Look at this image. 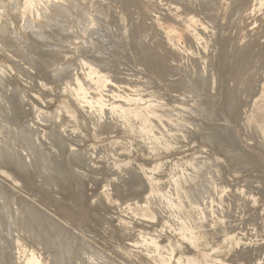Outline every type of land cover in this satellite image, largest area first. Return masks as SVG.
Returning <instances> with one entry per match:
<instances>
[{"label": "rangeland", "instance_id": "rangeland-1", "mask_svg": "<svg viewBox=\"0 0 264 264\" xmlns=\"http://www.w3.org/2000/svg\"><path fill=\"white\" fill-rule=\"evenodd\" d=\"M71 3L38 40L16 20L39 1L8 5L27 43L0 42L17 153L0 161V264H55L82 240L105 263L264 264V0ZM17 212L38 227L25 251Z\"/></svg>", "mask_w": 264, "mask_h": 264}, {"label": "bare ground", "instance_id": "bare-ground-1", "mask_svg": "<svg viewBox=\"0 0 264 264\" xmlns=\"http://www.w3.org/2000/svg\"><path fill=\"white\" fill-rule=\"evenodd\" d=\"M11 0H0V16L1 17H3V15H2V12H3V14H4V17H5V24H4V26H0V42L1 43H3L4 44V46H10L11 44L12 45H15V44H17L19 41H22V42H24V46H25V44L27 43V40L25 39V37H24V41H23V37L21 36V37H16L15 36V34L17 33H15V31H16V26H15V22L10 18V16H9V10L10 9H8V5H9V2H10ZM24 1V0H23ZM39 1V3H40V6L38 7V8H30V7H25L24 8V10H23V13L21 14L22 16L19 18L20 19V21H17L16 20V22L18 23L19 22V27L23 30V32H26V33H31V32H34V36H35V38H36V40H38V39H41V38H44L45 36H46V28H48L49 29V27L51 28V27H53V26H55L54 24H55V22L58 20V19H60L62 16H67L69 13H71L70 11H71V9H72V3H71V0H64L65 2H64V4L63 5H60V1L61 0H55V1H52V0H38ZM72 1H75V0H72ZM181 1V0H180ZM54 2H56V4L55 5H51V3H54ZM84 2V1H83ZM14 3H16V2H14ZM18 3V2H17ZM16 3V4H17ZM73 3H75V2H73ZM79 3V2H78ZM15 4V5H16ZM22 4V3H21ZM30 4H31V2H30ZM80 4V3H79ZM176 4V3H175ZM76 5H78V4H76ZM180 5V4H179ZM22 6H23V4H22ZM21 6V7H22ZM81 6V5H80ZM11 7H13V6H11ZM55 8V9H53V8ZM75 7V6H74ZM187 7V6H186ZM98 8V7H97ZM96 8V9H97ZM20 9V8H19ZM35 9V10H34ZM75 10L77 9V8H74ZM100 9H101V7H100ZM106 9V8H105ZM13 10H15V7H14V9ZM74 10V11H75ZM79 10V9H78ZM21 11V10H20ZM20 13V12H19ZM77 13V12H76ZM13 15H15V14H13ZM19 16H20V14H18ZM72 15V14H71ZM77 15V14H76ZM111 15V14H110ZM113 15V14H112ZM17 16V15H16ZM70 16V15H69ZM75 16V15H74ZM114 16V15H113ZM64 17H63V19H64ZM71 17V16H70ZM111 17V16H110ZM13 18H15V17H13ZM66 18V17H65ZM105 18V17H104ZM3 19V18H2ZM67 19H71V18H68V16H67ZM77 19V18H76ZM61 20V19H60ZM3 21V20H2ZM80 21V20H79ZM83 22V21H82ZM81 22V23H82ZM63 23V22H62ZM59 25V24H58ZM81 25V24H80ZM89 25V24H88ZM57 27V26H56ZM91 27V26H90ZM87 29V28H86ZM134 36V35H133ZM34 38V37H33ZM131 38V37H130ZM133 39V38H132ZM143 40V39H142ZM142 43V42H141ZM153 43V42H152ZM2 45V44H1ZM20 45V44H19ZM141 45V44H140ZM3 46V45H2ZM133 46V45H132ZM136 46H137V44H136ZM139 46V45H138ZM19 47V46H18ZM23 47V46H22ZM137 48V47H136ZM141 48H143V47H141ZM25 49V48H24ZM252 49V48H251ZM22 51V50H21ZM249 52V51H248ZM247 52V53H248ZM16 53V52H15ZM23 53V52H22ZM175 53V52H174ZM248 56V55H247ZM27 58H29V57H27ZM183 58V57H182ZM29 60L31 61V59L29 58ZM170 60H171V58H170ZM188 60V59H187ZM27 62H28V60H26ZM179 61V60H178ZM184 61V60H183ZM60 62V61H59ZM172 63V62H171ZM60 64V63H59ZM59 64H53V65H50L49 67H50V71H51V73H52V75L53 76H55L54 78H56V77H59L60 76V74L62 73V71H63V69L61 68V66H62V64H61V66L59 65ZM42 65V64H41ZM251 65V64H250ZM39 66V65H38ZM42 66H44V65H42ZM181 67V66H180ZM67 68V67H66ZM186 68V67H185ZM257 68V67H256ZM36 69V68H35ZM42 69V68H41ZM191 69V68H190ZM43 70V69H42ZM1 73V72H0ZM63 74V73H62ZM258 73H256V75H257ZM243 75V74H242ZM62 76V75H61ZM254 78V77H253ZM199 80V79H198ZM202 80V79H201ZM208 82V81H207ZM185 84V83H184ZM196 84V83H195ZM193 85V84H192ZM201 85V84H200ZM186 87H187V85H186ZM241 93V92H240ZM93 96V95H92ZM237 96V95H236ZM241 96V95H240ZM206 104V103H205ZM1 109V108H0ZM1 117V116H0ZM2 119V118H1ZM101 119H103V118H101ZM98 121V120H97ZM105 123H106V121H105ZM0 124H1V122H0ZM7 125V124H6ZM111 125V124H110ZM0 126H3V125H0ZM160 127V126H159ZM7 126H6V128H1L0 129V161H1V163H2V161H5V163H6V161H8V160H12V158H14V159H17V156H15V154H17L16 152L15 153H13L12 151H10V150H5L4 148L5 147H1L2 146V141H1V139L3 138V136L8 132V130H7ZM140 128H143V127H141V125L140 126H138V128H137V130H140ZM163 128V127H162ZM175 128V127H174ZM164 130V129H163ZM172 130V129H171ZM175 131V130H174ZM54 133V132H53ZM52 134V133H51ZM57 135V134H56ZM7 136V135H6ZM54 136V135H53ZM175 136V135H174ZM201 136V135H200ZM2 137V138H1ZM205 137V136H204ZM54 138V137H53ZM15 143V142H14ZM26 145V144H25ZM8 147H10V149H11V147H13V146H8ZM26 147H28L27 145H26ZM25 146H24V153H25V155H24V158H27L28 156H29V154L31 153V151H28V148H26ZM14 148V147H13ZM6 149H7V147H6ZM30 149H31V147H30ZM21 151V150H20ZM62 151V150H61ZM29 153V154H28ZM45 154V153H44ZM20 155H22V154H20ZM28 155V156H27ZM46 156V155H45ZM43 154L41 155V156H39V158H36L37 159V161L39 162H44V160L46 161L47 160V158L45 157ZM34 157V156H33ZM63 157V156H62ZM29 158H30V156H29ZM32 159V158H31ZM26 160V159H25ZM30 160V159H29ZM50 160V159H49ZM23 161H24V159H23ZM27 162H29L28 161V158H27V160H26ZM35 161V160H34ZM75 161V160H74ZM9 162V161H8ZM26 162V163H27ZM77 162V161H76ZM17 163V162H16ZM19 163V162H18ZM74 163V162H73ZM10 164H11V161H10ZM13 164V163H12ZM24 164H25V162H24ZM59 164V163H58ZM71 164V163H70ZM28 165V164H27ZM27 165H24V166H27ZM68 165V164H67ZM74 165V164H73ZM69 167H70V165H69ZM132 168V167H131ZM18 169H20V168H18ZM51 169V168H50ZM158 169V168H157ZM131 170V169H130ZM49 171V170H48ZM47 171V172H48ZM51 171V170H50ZM56 171V170H55ZM80 171V170H79ZM209 171V170H208ZM131 172V171H130ZM129 172V173H130ZM210 172V171H209ZM56 173V172H55ZM125 173V172H124ZM128 173V172H127ZM133 173V172H132ZM136 173V172H135ZM194 173V172H193ZM198 173V172H197ZM211 173V172H210ZM209 173V174H210ZM49 175V174H48ZM128 175V174H127ZM131 175H133V174H131ZM181 175V174H180ZM122 176V175H121ZM192 176V175H191ZM183 177V176H182ZM138 179V178H137ZM142 179V178H141ZM71 180V179H70ZM130 180V179H129ZM214 180V179H213ZM138 182V181H137ZM200 182V181H199ZM210 182V181H209ZM126 183V182H125ZM208 183V182H207ZM129 184V183H128ZM185 184V183H184ZM195 184H196V182H195ZM200 185V184H199ZM202 185V184H201ZM200 185V186H201ZM69 186V185H68ZM193 186V185H192ZM217 186V185H216ZM123 187V186H122ZM190 187V186H189ZM188 187V188H189ZM202 187V186H201ZM204 187V186H203ZM6 188V187H5ZM215 188V187H214ZM191 189H192V187H190V191H191ZM208 189V188H207ZM62 190V189H61ZM120 190V189H119ZM194 190V189H193ZM192 190V191H193ZM205 190V189H204ZM217 190H218V188H217ZM219 190H221V189H219ZM5 191V190H4ZM4 191H1L0 192V199H3V197H5L4 195L6 194ZM195 191V190H194ZM205 192V191H204ZM208 192V191H207ZM218 192V191H217ZM220 192V191H219ZM224 192V191H223ZM197 193V192H196ZM43 194V193H42ZM47 194V193H46ZM202 194V193H201ZM210 196V195H209ZM214 196V195H213ZM200 198V197H199ZM204 198H206V197H204ZM208 198V197H207ZM197 199V198H196ZM2 201V200H1ZM198 201V200H197ZM176 202V201H175ZM215 202V201H214ZM0 203H2V202H0ZM165 203V202H164ZM218 203H219V201H218ZM63 204V203H62ZM175 204V203H174ZM196 204V203H195ZM64 205V204H63ZM72 205V204H71ZM182 205V204H181ZM65 206H68V205H65ZM77 206V205H76ZM79 206V205H78ZM171 206V205H170ZM70 207V206H69ZM72 207V206H71ZM70 207V208H71ZM74 207V206H73ZM7 208H9V205H8V207ZM62 208V207H61ZM63 208H64V206H63ZM69 208V209H70ZM16 209V208H15ZM72 209H74V208H72ZM72 209H71V211H72ZM7 210V209H6ZM10 209H8L7 211H6V216L7 217H9L10 215H11V211H9ZM19 211V210H18ZM22 211V210H21ZM23 211H25V209L23 210ZM79 211V210H78ZM66 212H67V210H66ZM75 212V211H74ZM73 212V213H74ZM13 213V212H12ZM25 213V212H24ZM17 215L15 216L16 217V223H15V226H16V229H17V231L20 233V234H24L23 236H24V240H22V237H21V239H17L16 240V243H17V247H18V250L19 251H25V250H27V246H26V242H25V238H27L28 237V239H29V237H30V235H31V233L30 232H32L33 231V229H35L34 227L33 228H31V230L29 231V229L27 228V221L29 220V225H30V220H31V217H26V216H29L28 214H26V216H25V214H22V212H17L16 213ZM3 215H4V213H3ZM31 216V215H30ZM34 216V215H33ZM71 216V215H70ZM11 217H12V215H11ZM30 218V219H29ZM36 218V217H35ZM5 219H7V218H5ZM10 219V218H9ZM14 219V218H13ZM32 220H34V219H32ZM31 220V221H32ZM35 220H37V219H35ZM10 221V220H9ZM39 224V223H38ZM41 224V223H40ZM11 225V224H10ZM32 225V224H31ZM39 226V225H38ZM14 227V226H13ZM38 228V227H37ZM36 228V230H38ZM41 228V227H40ZM43 228H44V226H43ZM43 228H41L39 231L40 232H38L39 234H38V238L40 239L41 237H44L45 236V232H44V230H43ZM35 230V231H36ZM9 232V231H8ZM17 232V233H18ZM50 233V232H49ZM34 234V233H33ZM33 234H32V236H33ZM52 234V233H51ZM50 234V235H51ZM58 234V235H57ZM56 234V237H55V242L57 243L58 241L57 240H59V241H63V238H62V234L60 233V232H58ZM47 235V234H46ZM20 236H22V235H20ZM37 236V235H36ZM64 237V236H63ZM32 238V237H31ZM30 238V239H31ZM36 238V237H35ZM37 238V239H38ZM45 238V237H44ZM39 239H38V241H39ZM66 239V238H65ZM81 239H84V238H81ZM80 239V240H81ZM33 240H34V238H33ZM33 240H32V242H33ZM74 240V239H73ZM87 240V239H86ZM31 241V240H30ZM44 241V240H43ZM68 241V240H67ZM35 242V241H34ZM42 242V241H41ZM80 242V241H79ZM87 242V241H86ZM84 240H82L81 242H80V244L77 246V248L76 247H74V248H76V249H73V247H72V249H73V251L72 252H65L64 251V249H63V254L61 253V254H59V256H57L55 259V264H76V262L75 261H77V258L79 259L81 256H83L84 257V261H86V262H83V263H85V264H102L105 260H104V258H103V256H101V255H99L98 253H100V252H98V253H96V251H94V250H91L90 249V251H86L85 253H84V255H82V253H83V251H82V247H84V245L86 244L87 245V243H86ZM36 243V242H35ZM39 244V243H38ZM59 244H60V242H59ZM63 244V243H62ZM2 245V244H1ZM61 245V244H60ZM68 245V247H71V245H70V240L68 241V244L67 243H65V246H67ZM74 245V244H73ZM89 245V244H88ZM30 246V245H29ZM35 246V245H34ZM38 246V245H37ZM75 246V245H74ZM31 247H32V245H31ZM36 247V246H35ZM40 247H42V246H40ZM58 247V246H57ZM61 247H63V245L61 246ZM86 247V246H85ZM88 247V246H87ZM64 248V247H63ZM2 249V248H1ZM33 249H34V247H33ZM36 249V248H35ZM68 249V248H67ZM153 249V248H152ZM154 249H156V248H154ZM155 251V250H154ZM129 253V252H128ZM158 253H160V252H158ZM1 254V253H0ZM157 254V253H156ZM154 255H155V253H154ZM158 255V254H157ZM156 255V257H158ZM160 255V254H159ZM133 256V255H132ZM161 256V255H160ZM160 258V257H159ZM159 258H158V260H159ZM83 259V258H82ZM153 259V258H152ZM155 259V258H154ZM161 259V258H160ZM106 260H107V258H106ZM111 260V259H110ZM27 262L26 263H23V262H25V261H23L21 264H42V263H39L40 262V260H37V259H29V260H26ZM52 261V260H51ZM82 261V260H81ZM108 261V260H107ZM21 262V261H20ZM103 264H115L114 262H104ZM157 264V263H156Z\"/></svg>", "mask_w": 264, "mask_h": 264}]
</instances>
